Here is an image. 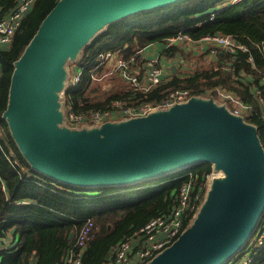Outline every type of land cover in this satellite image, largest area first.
Returning a JSON list of instances; mask_svg holds the SVG:
<instances>
[{
	"label": "water",
	"instance_id": "1",
	"mask_svg": "<svg viewBox=\"0 0 264 264\" xmlns=\"http://www.w3.org/2000/svg\"><path fill=\"white\" fill-rule=\"evenodd\" d=\"M175 1L57 0L14 61L2 116L30 167L65 185H134L211 163L222 177L213 178L191 223L146 264H224L264 213L256 126L212 98L192 96L146 115L69 129L55 94L66 61L106 24Z\"/></svg>",
	"mask_w": 264,
	"mask_h": 264
},
{
	"label": "trees",
	"instance_id": "2",
	"mask_svg": "<svg viewBox=\"0 0 264 264\" xmlns=\"http://www.w3.org/2000/svg\"><path fill=\"white\" fill-rule=\"evenodd\" d=\"M16 1L0 0V16L10 12ZM56 1L33 0L9 44L0 45V264H66L75 232L86 218H91L93 225L81 253L82 264H107L121 240L135 233L149 218L170 211L182 183L190 179L192 193L200 191L212 169L208 162L195 164L187 168L188 174H171L120 190L123 187L65 185L30 167L2 114L14 61ZM179 32L194 40L204 35L228 34L245 50L218 49L216 68H201L184 76L169 73L145 93L124 88L100 97L91 95L92 75L101 74V66L92 71L100 52L109 50L123 58L134 55L136 61L137 53L149 43L162 42L167 51H173V45L166 46V41ZM78 53L80 57L72 69H80L79 81L68 85L64 93L65 103L73 112L107 108L115 100L159 99L170 89H187L196 97L215 100L216 87H224L250 106L241 114L256 126L264 149V0H177L141 10L106 24ZM153 183L156 185L150 186ZM139 194L143 195L128 203L105 208L114 197ZM260 232H264V213L246 245L224 264L239 262L252 250L249 264H264V235L262 244L256 243ZM13 238L17 242L11 245Z\"/></svg>",
	"mask_w": 264,
	"mask_h": 264
},
{
	"label": "built area",
	"instance_id": "3",
	"mask_svg": "<svg viewBox=\"0 0 264 264\" xmlns=\"http://www.w3.org/2000/svg\"><path fill=\"white\" fill-rule=\"evenodd\" d=\"M32 1L17 0L16 5L10 12L4 16H0V45L9 44L16 27L19 25L22 16L29 9ZM184 38H189V36L183 32H179L176 36L167 39L166 46L171 45V42L176 39ZM201 38L207 40L211 45L210 48L213 53H216L218 49L226 52H234L237 49L245 50L243 44L236 42L228 34L204 35ZM113 56L114 54L109 50L100 52L95 58L96 64L92 71L94 72L96 68L103 65L107 59L110 60L109 58L112 57L111 59L114 62L109 72L118 73L131 90L145 93L162 80L163 68L159 64L157 56L146 59L143 72L141 73L136 72L131 66L135 60L134 55L128 58L120 56L114 58ZM74 72L75 74L71 78V85L76 84L80 78V70H74ZM105 73L107 74L108 72ZM105 73L97 76L92 75V78L100 79ZM262 81L264 84V77ZM217 92L225 100L234 104L233 107H230L223 102V105L231 113L241 115L240 106L242 102L236 96L221 89H217ZM192 96L194 95H191L187 89H170L159 99L131 102L115 100L107 108L92 109L79 113L73 112L71 106L65 103L63 122L73 124L87 122L99 126L107 121L116 122L146 115L157 110H164L176 103L184 102ZM260 101L263 102L262 98ZM191 185L192 181L189 179L179 186L176 203L170 211L149 218L135 233L121 240L115 246L108 264H146L156 254L169 246L196 216L207 193L205 185L200 191L192 193ZM92 221L91 218H86L83 225L75 232L74 243L65 258L66 264H82L81 253L83 246L89 238L93 225ZM258 240L262 242V239L258 238ZM249 259L250 257L247 258V260Z\"/></svg>",
	"mask_w": 264,
	"mask_h": 264
},
{
	"label": "crops",
	"instance_id": "4",
	"mask_svg": "<svg viewBox=\"0 0 264 264\" xmlns=\"http://www.w3.org/2000/svg\"><path fill=\"white\" fill-rule=\"evenodd\" d=\"M163 44L164 43L162 42L149 43L140 49V51L137 53L138 60L132 63V67L136 70V72H143V67L145 66L146 59L153 56H157L159 58V64L163 68L162 78L167 77L169 73H178L182 74L181 76H184V74L195 71L197 69L207 68L211 66H215L213 68H216L217 52L213 53L210 48L211 45L207 42V40L203 38H199L197 40H194L191 37L184 39H176L171 42V45H173V51H167L165 45L163 46ZM113 57L115 58V55ZM73 67H75V65ZM74 70L75 68L73 69V71ZM244 76H248V74H245ZM217 89H221L233 94L230 90L224 87H216L215 92L218 95L220 94L217 92ZM233 95L236 96L242 102L240 97L235 94ZM220 98L221 99L218 102H221L222 104L223 102H225L230 107L234 106V104L225 100L221 95ZM249 109L250 106H247L245 103L242 102V105L240 106V114L241 112L246 113ZM11 231H13V229ZM0 241L3 242V239L1 238ZM16 242V239L13 238L10 244L14 245ZM1 246L3 245L0 244V247ZM111 257H109L108 260Z\"/></svg>",
	"mask_w": 264,
	"mask_h": 264
},
{
	"label": "rangeland",
	"instance_id": "5",
	"mask_svg": "<svg viewBox=\"0 0 264 264\" xmlns=\"http://www.w3.org/2000/svg\"><path fill=\"white\" fill-rule=\"evenodd\" d=\"M79 53H77L74 56V58H70L69 60L66 61L65 65H64V69H65V78L63 80L64 81V85H63L62 89H59V90H57L55 92L56 98H57V102H58V108L61 111V113L63 114V116H64V110L63 109L65 107L64 92H65L66 87L71 84L72 75L75 74V72L73 71L72 68H73L74 65H77L76 64L77 63V59L80 57ZM112 53L115 55V58L119 57L115 52H112ZM111 58H109L110 60L107 59L103 63V65H101L100 73H105V72H108V73L107 74L105 73V75L102 78H100V79H92V85H91L90 90H91V95L93 97H100L105 92H116L118 90H122L124 88H128V85L126 84V82L124 80H122V78L120 77V75L118 73L109 72L110 69H111V66H113V62H114V61H111ZM216 96L217 97H215V102L220 101V99H221L220 95L216 94ZM62 125L66 126L69 129H90V128L98 126V125L87 123V122L76 123V124L63 122ZM211 168L212 169H211L210 173H208L206 175L205 180H204V185H205L207 191H208V189L210 187V184H211L213 178H220L223 175L222 172L219 169H216L214 167V165H212ZM184 170L185 171L182 170L183 172L182 171H177V172L172 173V174H179L180 172H182L181 174H188L189 173V171H187V168L184 169ZM169 175H171V174H167V175H165V176H163L161 178L167 177ZM153 180H155V179H152V180L147 181V182L145 181V183H147V184L151 183ZM141 184H143V182L136 183V184H134V186L136 185L135 187H137V186H139ZM154 185H156V183H153L150 186H154ZM134 186H132V185L121 186L123 188L120 189V190H125L127 188H132V187L135 188ZM142 195L139 194V195H125V196L114 197L112 199L111 203H108L105 208L116 207L120 203H128L129 201H132V198H136V197H139V196H142ZM205 197H206V195H205ZM205 197H204V199H205ZM263 235H264V233L260 232L259 235H258V238L259 239H263ZM256 243H257V245L258 244L259 245L262 244V242H259V240ZM251 253H254V250L250 251L249 254H245L242 258H240L238 260L239 262H237L235 260L234 262H230L229 264H249L250 261H251ZM235 256H233L232 259L235 258ZM248 257H250L249 260H247ZM110 260H111V258L109 259V261ZM107 264H108V262H107Z\"/></svg>",
	"mask_w": 264,
	"mask_h": 264
},
{
	"label": "bare ground",
	"instance_id": "6",
	"mask_svg": "<svg viewBox=\"0 0 264 264\" xmlns=\"http://www.w3.org/2000/svg\"><path fill=\"white\" fill-rule=\"evenodd\" d=\"M230 260V259H229Z\"/></svg>",
	"mask_w": 264,
	"mask_h": 264
}]
</instances>
